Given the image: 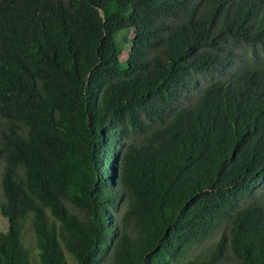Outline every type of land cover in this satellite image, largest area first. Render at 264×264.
Listing matches in <instances>:
<instances>
[{"label": "trees", "instance_id": "obj_1", "mask_svg": "<svg viewBox=\"0 0 264 264\" xmlns=\"http://www.w3.org/2000/svg\"><path fill=\"white\" fill-rule=\"evenodd\" d=\"M0 217V264H264V0H0Z\"/></svg>", "mask_w": 264, "mask_h": 264}, {"label": "rangeland", "instance_id": "obj_2", "mask_svg": "<svg viewBox=\"0 0 264 264\" xmlns=\"http://www.w3.org/2000/svg\"><path fill=\"white\" fill-rule=\"evenodd\" d=\"M126 56V49L121 51V53L119 54V58L123 59ZM0 230L1 231H5L6 230V222L0 217ZM24 244L26 247L30 248V253L31 255H35V251L33 248V237L32 234L30 232L29 229V225L27 223L24 224ZM216 233L205 238L204 240H202L200 243L192 246L189 248V250L186 252L184 257H179L178 259L170 262L169 264H181L186 257L192 256L194 255L198 250L206 247L215 237H216ZM64 254V259H65V264H75V262L72 261V257L64 250L63 251ZM106 255L103 257V260L101 262V264H106L107 263V259H106ZM228 263V259H222L219 264H227Z\"/></svg>", "mask_w": 264, "mask_h": 264}]
</instances>
